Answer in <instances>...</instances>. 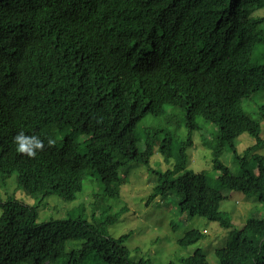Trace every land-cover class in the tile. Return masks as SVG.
<instances>
[{
    "label": "trees",
    "instance_id": "16d2710c",
    "mask_svg": "<svg viewBox=\"0 0 264 264\" xmlns=\"http://www.w3.org/2000/svg\"><path fill=\"white\" fill-rule=\"evenodd\" d=\"M262 6L264 0H0L2 179L16 175L26 195L64 201L75 200L88 179L118 199L125 171L148 166L158 147L173 167L155 172L148 202L169 195L180 212L227 230L214 253L218 264H264V156L253 154L262 144L264 105L256 118L242 106L264 90V64L253 57L264 45V18L252 16ZM168 107L183 119L188 139L175 143L166 133L135 143L140 121ZM197 119L214 129L201 136L219 172L214 179L185 171ZM21 132L42 141L35 156L16 151ZM242 134L256 140L243 156L236 149ZM225 151L236 173L220 161ZM227 191L255 198L239 229L220 210ZM0 209V264H82L91 253L103 264H150L130 258L127 236L108 235L121 214L38 223L37 208L14 198ZM203 238L190 230L177 244ZM69 242L81 245L66 249ZM178 262L208 264L200 250Z\"/></svg>",
    "mask_w": 264,
    "mask_h": 264
},
{
    "label": "rangeland",
    "instance_id": "374dc122",
    "mask_svg": "<svg viewBox=\"0 0 264 264\" xmlns=\"http://www.w3.org/2000/svg\"><path fill=\"white\" fill-rule=\"evenodd\" d=\"M252 16L264 18V6L254 8ZM253 57L264 64V45H257ZM263 105L264 90L254 93L242 104L244 111L253 118L258 116V109ZM176 114V110L168 107L164 115L144 117L139 123L135 143L144 145L148 137L163 140L166 138V133L172 135L175 143L187 140L189 130L183 126V119ZM172 115L175 116L172 117ZM168 118L171 121L168 122ZM197 121L201 129L191 135L192 146L187 150L188 159L185 171L207 174L214 179L218 177L219 172L213 171L210 150L202 145L201 140V136L208 137L214 134V129L208 122L201 119ZM260 125L262 144L253 154L264 156V121ZM255 144L254 138L242 134L236 140L237 152L243 156L244 151ZM157 149L158 147L155 148L148 166L130 165L125 171L127 182L121 187L118 199L106 198L96 182L86 179L83 181L82 191L77 194L75 200L64 201L56 195L41 200L40 196L26 195L22 186L17 182L16 175L3 180L0 174V201L14 198L25 205L36 207L38 223L80 215L90 222L94 215L99 218L100 215L121 214L118 222L107 227V233L116 239L123 235L127 236L123 244L129 250L132 260L144 259L150 264L170 262L180 264L178 262L180 259L187 258L196 250H200L208 264H218L214 253L218 248L225 246L229 235L227 230L219 228L216 223L202 217H189L186 213L180 212L176 199L169 195L156 197L148 202L153 188L157 185L155 172H164L173 167V160L169 163L165 162L164 156ZM220 161L232 172H237L238 166L231 153L223 152ZM245 161L247 166L254 171L252 156L246 158ZM122 173L123 171L120 172L121 175ZM176 175L177 173L173 174L174 177ZM218 185L215 186L218 187ZM226 195L227 199L221 202L220 210L229 216L232 225L235 226L232 229H239L245 224L256 206L255 198L253 196L244 197L233 191H227ZM172 224L175 225V229ZM190 230H199L204 234V238L185 248L180 247L177 241ZM80 245L79 242H69L66 249L80 247ZM82 264H103V262L97 255L91 253Z\"/></svg>",
    "mask_w": 264,
    "mask_h": 264
},
{
    "label": "clouds",
    "instance_id": "9594fccd",
    "mask_svg": "<svg viewBox=\"0 0 264 264\" xmlns=\"http://www.w3.org/2000/svg\"><path fill=\"white\" fill-rule=\"evenodd\" d=\"M14 143L16 145V151L22 154H26L28 157L36 155V150L43 147L42 141L36 136H26L22 132L14 137ZM51 139L48 140V144H52Z\"/></svg>",
    "mask_w": 264,
    "mask_h": 264
}]
</instances>
